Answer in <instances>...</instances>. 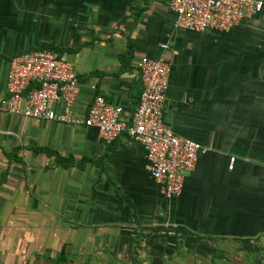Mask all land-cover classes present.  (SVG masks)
Segmentation results:
<instances>
[{
  "label": "crops",
  "instance_id": "1",
  "mask_svg": "<svg viewBox=\"0 0 264 264\" xmlns=\"http://www.w3.org/2000/svg\"><path fill=\"white\" fill-rule=\"evenodd\" d=\"M262 2L260 13L226 32H195L172 29L167 0H0V100L10 58L45 47L76 71L73 116L81 118L98 94L128 119L140 90L137 61L162 57L170 65L163 124L206 149L183 173L179 194L165 199L142 148L125 133L105 143L94 127L0 111V214L32 215L40 231L58 232L59 249L78 253L127 255L134 240H155L166 224L184 246L259 256ZM127 38L133 48L123 55Z\"/></svg>",
  "mask_w": 264,
  "mask_h": 264
},
{
  "label": "built area",
  "instance_id": "2",
  "mask_svg": "<svg viewBox=\"0 0 264 264\" xmlns=\"http://www.w3.org/2000/svg\"><path fill=\"white\" fill-rule=\"evenodd\" d=\"M173 14L172 29L226 32L244 18L261 12L262 0H167ZM165 48V45L161 46ZM140 90L130 117L100 95L93 96L84 115L73 116L79 83L72 65L49 49H28L13 55L6 75L0 111L24 118L94 127L109 143L125 133L144 152L146 170L165 199L179 194L183 173L194 167L206 149L198 142L173 133L163 124L169 63L162 57L142 56L137 61ZM232 166V158L228 168Z\"/></svg>",
  "mask_w": 264,
  "mask_h": 264
},
{
  "label": "rangeland",
  "instance_id": "3",
  "mask_svg": "<svg viewBox=\"0 0 264 264\" xmlns=\"http://www.w3.org/2000/svg\"><path fill=\"white\" fill-rule=\"evenodd\" d=\"M33 219L32 215L0 214V264H264V251L258 256L233 246H223L221 253L184 246L166 224L155 232V240L144 244L134 240L131 254L78 253L66 245L59 249L58 232L40 231L43 224Z\"/></svg>",
  "mask_w": 264,
  "mask_h": 264
},
{
  "label": "trees",
  "instance_id": "4",
  "mask_svg": "<svg viewBox=\"0 0 264 264\" xmlns=\"http://www.w3.org/2000/svg\"><path fill=\"white\" fill-rule=\"evenodd\" d=\"M132 48H133V42H132V40L130 39V38H127V41H126V48H125V51H124V53H123V55H125V54H129L130 52H131V50H132ZM35 49H49V50H52V49H50V48H45V47H41V48H35ZM56 157V159L61 163V162H63L64 163V159L66 160V158H62V157H60V156H55ZM137 233H135V235H136ZM62 249V248H61ZM60 251H62V250H60Z\"/></svg>",
  "mask_w": 264,
  "mask_h": 264
}]
</instances>
